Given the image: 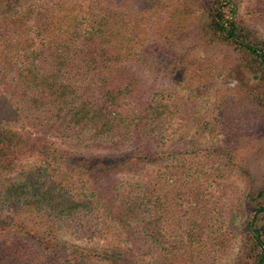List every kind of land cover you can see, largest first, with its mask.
<instances>
[{
  "label": "trees",
  "instance_id": "16d2710c",
  "mask_svg": "<svg viewBox=\"0 0 264 264\" xmlns=\"http://www.w3.org/2000/svg\"><path fill=\"white\" fill-rule=\"evenodd\" d=\"M251 2L248 19L235 0H0V264H194L227 249L235 212L213 196L217 225L223 210L190 180L203 164L192 175L185 160L199 145L173 147L175 86L201 39L237 53L264 116V0ZM244 224L246 264H264V203Z\"/></svg>",
  "mask_w": 264,
  "mask_h": 264
},
{
  "label": "rangeland",
  "instance_id": "374dc122",
  "mask_svg": "<svg viewBox=\"0 0 264 264\" xmlns=\"http://www.w3.org/2000/svg\"><path fill=\"white\" fill-rule=\"evenodd\" d=\"M235 1L239 5L240 1L247 3V0ZM252 4H242V7L238 5V12L242 11L243 16L250 17L248 11H251ZM258 8L255 12H260L258 15L261 21L253 22L256 24L254 31L264 37V5ZM187 42V47L196 51L195 54L190 53L187 65L194 73L188 72L185 81L179 82L182 86H175V100L180 109L184 110L185 116L174 122L176 136L173 147L178 153L180 140L184 137L188 138L187 142L193 139L199 145L194 151L190 150L185 160L192 175L201 169V163L205 172L197 175L194 173L193 176L197 178L190 180H196V185L200 184L205 205L213 209V212L216 209L223 210L218 212V226L229 222L226 221L227 211L217 203V197L224 195L222 204L235 212L236 217L230 221L233 236H229L226 251L222 248L215 255L204 253L194 264H246L244 249L247 243L241 227L250 219L256 204L264 203V199L257 196L264 192V116L256 107V103L260 104L262 87L243 70L237 53L212 43L206 44L201 39L191 44ZM151 49L160 50V47L155 43L143 47L148 53ZM160 51L154 55L158 57ZM142 62L146 64L144 60ZM197 73L202 80L197 79ZM178 81L175 80V83ZM219 93L220 99H217ZM201 115L203 119L199 123L198 116ZM201 126L199 133L197 127ZM219 161H224L227 167L218 166ZM214 166L217 170H211ZM215 183L221 187L218 188ZM213 201L212 208L210 204ZM62 240L76 247L88 248L69 238Z\"/></svg>",
  "mask_w": 264,
  "mask_h": 264
}]
</instances>
